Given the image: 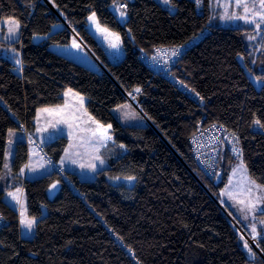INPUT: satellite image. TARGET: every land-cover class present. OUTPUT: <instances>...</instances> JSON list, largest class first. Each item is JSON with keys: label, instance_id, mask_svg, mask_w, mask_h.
I'll list each match as a JSON object with an SVG mask.
<instances>
[{"label": "trees", "instance_id": "obj_1", "mask_svg": "<svg viewBox=\"0 0 264 264\" xmlns=\"http://www.w3.org/2000/svg\"><path fill=\"white\" fill-rule=\"evenodd\" d=\"M115 1L126 4L124 24L110 10ZM208 6L204 0L201 14L194 0H170L169 8L156 0H0V21L14 18L21 26L13 44L20 72L0 56V174L9 132L33 133L37 110L61 104L67 90L86 97L108 162L93 181L55 170L21 180L28 213L38 219L32 238L21 237L18 211L0 191V264H264L218 203L239 159L264 186V83L256 89L239 60L249 65V28L210 23ZM75 36L97 70L50 50ZM193 38L199 40L173 66L172 80L140 60ZM136 89L144 124L123 125L113 110ZM199 123L223 126L238 147L223 150L214 178L191 154ZM66 144L62 137L41 148L57 163ZM27 158L26 142L15 143L13 179ZM258 247L264 255V238Z\"/></svg>", "mask_w": 264, "mask_h": 264}, {"label": "rangeland", "instance_id": "obj_2", "mask_svg": "<svg viewBox=\"0 0 264 264\" xmlns=\"http://www.w3.org/2000/svg\"><path fill=\"white\" fill-rule=\"evenodd\" d=\"M42 1L48 2V0ZM156 1L163 7H170V0L168 4H165L164 0ZM120 4L115 1L110 6V10L117 16L118 21L124 24L128 19V12ZM244 5H247V11H245ZM208 9L210 23L214 25L249 28L246 35L249 65H246L243 56L239 60L247 69L255 88L260 89L264 83V21L261 20L264 10L260 8V0H209ZM121 12L125 13L123 17ZM229 16L236 18L228 19ZM239 17H246L247 22ZM14 22L18 21L14 18H4L0 21V56L10 60L15 66L14 70L18 73L20 72L21 56L20 51L13 44L20 39L21 26L18 22L19 27H17ZM49 48L51 51L92 70H97L99 67V63L93 55L76 38H72L65 45L53 44ZM85 105V96L67 90L61 104L37 110L34 121L35 130L31 133L38 140L37 144L31 140L27 141L21 131H11L8 134L3 171L0 174V191L4 193V200L18 211L19 231L22 238L33 237L38 219L29 215L23 194L21 197V180H32L47 175L54 171V165H58L64 170L77 173L81 180L93 181L99 171L108 167V162L102 151L105 139L99 132L97 120L88 113ZM43 109H49V111H43ZM138 109L128 101L115 108L113 114L123 125L140 126L144 124V117ZM15 136H20L28 148V160L19 171L17 179H13L11 172ZM62 137L66 139L67 144L59 161L53 163L45 153L40 152L41 146L55 142ZM115 181L126 185H132L134 182L124 178H117ZM19 197L22 198L21 202ZM218 201L221 207L226 209V213L242 235L243 240L247 241L251 249L258 253L255 247L259 250L258 242L264 236L257 233L252 236V233L246 229H248L249 221L251 225L257 221L264 226L262 223L264 219L259 216L264 213L261 211L264 209V186L250 178L246 166L240 159L237 160L230 172L225 187L220 191ZM45 213V209L42 208V215ZM22 220L34 221L31 229L22 224ZM253 237L258 239L257 243L254 242ZM260 254L262 253L260 252Z\"/></svg>", "mask_w": 264, "mask_h": 264}, {"label": "built area", "instance_id": "obj_3", "mask_svg": "<svg viewBox=\"0 0 264 264\" xmlns=\"http://www.w3.org/2000/svg\"><path fill=\"white\" fill-rule=\"evenodd\" d=\"M197 9L202 14L204 0H194ZM122 8H126V4H120ZM199 39L193 38L188 44L174 47H157L149 55H141L140 60L143 65L153 71L155 74L161 75L168 80H172V68L176 65L179 58L184 54L185 50L191 48ZM173 52L176 55H173ZM190 93V90H186ZM127 100L131 102L137 109L143 100L141 91H132L126 95ZM135 100V101H134ZM140 111V109H138ZM27 141H34L33 136L27 131L26 127L21 130ZM190 149L193 160L197 168L208 178H214L217 174L218 163L221 153L225 149L238 151V147L232 136L225 128L218 124L203 126L198 124L196 133L190 139ZM234 147V148H233ZM40 152L44 153L42 148ZM54 170L63 175V171L54 165ZM4 223V218L0 214V226ZM255 243L258 242L256 238Z\"/></svg>", "mask_w": 264, "mask_h": 264}, {"label": "snow or ice", "instance_id": "obj_4", "mask_svg": "<svg viewBox=\"0 0 264 264\" xmlns=\"http://www.w3.org/2000/svg\"><path fill=\"white\" fill-rule=\"evenodd\" d=\"M164 3L165 4H168L169 3V0H164ZM244 8H245V11L248 10L247 9V5H244ZM260 8L262 10H264V0H260ZM120 14H121L122 17L125 15L124 12H121ZM233 18H236V17H232V16H229L228 17V19H233ZM239 18L240 19H245L246 22H247V18L246 17H239ZM89 19L92 20L93 22H95V14H93L92 16H90ZM261 20L264 21V15H261ZM14 23H16V26L19 27L18 22H14ZM97 27H98V30H100L102 32H107V29L100 28L98 24H97ZM257 27H259V25H257ZM10 31H11V29H10ZM117 39H118V37H117ZM74 46H76L75 43H74ZM111 46L115 48L117 45L116 44H112ZM173 55H176V53L173 52ZM136 91H139V89H136ZM69 92H71V90H69ZM81 100H82V98H81ZM43 111H49V109H43ZM255 123L256 124H260V121L257 120ZM261 127H264V125H261ZM101 163H103V161H101ZM89 166L90 167H93L92 165H89ZM82 167H83V165H82ZM128 179H133V178L132 177H129ZM261 211H264V209H262ZM21 223L22 224H25V226L27 228L31 229L32 224L34 223V221H32V220H22ZM262 223H264V222H262ZM255 231H256L255 228H253V232H255ZM253 239H255V237H253ZM244 246H245V248H249V245H248L247 241L244 242ZM249 251H251V249H249Z\"/></svg>", "mask_w": 264, "mask_h": 264}, {"label": "crops", "instance_id": "obj_5", "mask_svg": "<svg viewBox=\"0 0 264 264\" xmlns=\"http://www.w3.org/2000/svg\"><path fill=\"white\" fill-rule=\"evenodd\" d=\"M73 38H76L78 41H80L76 36L75 37H73ZM81 42V41H80ZM12 135V134H11ZM34 138V141H33V143L34 144H37V139L35 138V137H33ZM15 143H17V142H20V141H24L23 139H21V137L20 136H15ZM27 160H28V158H27ZM59 169H61L63 172H72V171H67V170H64L62 167H59L58 165H56ZM74 173V172H73ZM75 174H77V173H75ZM78 175V174H77ZM22 194H23V188H22V186H21V197H22ZM21 197H19L20 199H19V201L21 202ZM16 199H17V197H15ZM8 203V202H7ZM10 204V203H9ZM11 205V204H10ZM12 206V205H11ZM14 207V206H13ZM15 208V207H14ZM248 229H246V230H248L250 233H252V236H254V235H256V233L259 235L260 233V231H262V230H264V226L263 225H261L260 224V222L258 223L257 221L255 222V223H252V225H251V222L249 221L248 222ZM253 228H255V232H253Z\"/></svg>", "mask_w": 264, "mask_h": 264}, {"label": "water", "instance_id": "obj_6", "mask_svg": "<svg viewBox=\"0 0 264 264\" xmlns=\"http://www.w3.org/2000/svg\"><path fill=\"white\" fill-rule=\"evenodd\" d=\"M47 2V1H46ZM174 11H175V9H171V10H169V12L171 13V14H174ZM141 115H142V113H141ZM143 116V115H142ZM218 177H220V174H218ZM214 199V198H213ZM215 200V199H214ZM255 249H256V251L260 254V252H259V250L257 249V247H255ZM260 256L264 259V257H263V255L262 254H260Z\"/></svg>", "mask_w": 264, "mask_h": 264}, {"label": "bare ground", "instance_id": "obj_7", "mask_svg": "<svg viewBox=\"0 0 264 264\" xmlns=\"http://www.w3.org/2000/svg\"><path fill=\"white\" fill-rule=\"evenodd\" d=\"M22 126V125H21ZM20 129H21V127H20ZM16 130V129H15Z\"/></svg>", "mask_w": 264, "mask_h": 264}]
</instances>
